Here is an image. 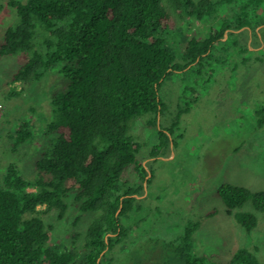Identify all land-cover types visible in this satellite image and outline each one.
<instances>
[{
  "label": "trees",
  "instance_id": "1",
  "mask_svg": "<svg viewBox=\"0 0 264 264\" xmlns=\"http://www.w3.org/2000/svg\"><path fill=\"white\" fill-rule=\"evenodd\" d=\"M8 5L21 20L0 45V56L21 54L13 83L38 82L62 61L74 66L66 70L67 88L51 99L47 129L54 138L35 164L36 177L28 180L13 163L0 172V264H106L129 239V220L143 209L152 179L129 122L148 116L147 126L157 130L151 159L174 145L172 135L188 105L220 76L227 87L237 75L228 48L240 45L241 62L264 57V31H256L264 29V0H12ZM195 21L205 26L202 37L188 39L184 24ZM38 23L49 34L43 51L32 44ZM248 29L260 36L261 49L248 50ZM167 32L181 35L174 49ZM183 98L189 103L180 106ZM167 117L170 125L162 126ZM252 119L255 130L264 126V104L253 108ZM16 132L15 148L31 138L26 123ZM217 194L238 225L247 232L256 227L255 215L242 208L250 202L264 213V191L227 184ZM70 196L78 212L94 214L82 235L81 254L50 246L51 226L41 218L53 210L63 218ZM196 226L164 244L165 264H261L245 248L228 262L194 254ZM75 238L81 242V233Z\"/></svg>",
  "mask_w": 264,
  "mask_h": 264
},
{
  "label": "rangeland",
  "instance_id": "2",
  "mask_svg": "<svg viewBox=\"0 0 264 264\" xmlns=\"http://www.w3.org/2000/svg\"><path fill=\"white\" fill-rule=\"evenodd\" d=\"M10 1L0 0V45L8 29L21 25L15 8L8 5ZM35 25L32 44L43 51L49 34L39 23ZM184 26L188 39L202 37V22H187ZM257 30L264 31L262 26ZM164 36L174 49L181 35L167 32ZM258 38L251 36L248 29V50L262 48L256 45ZM238 48L240 45L227 49L229 66L237 65V75L227 87L220 76L215 84L206 86V93L199 92L202 94L188 105L189 113L181 117L175 128L174 145L171 143L169 149L161 151L158 158L149 157L158 143V134L147 126L148 116H144L142 123L133 119L129 122L130 134L143 145L138 155L144 159L152 179L145 188L143 209L133 213L129 220V239L106 264H165L169 253L164 244L175 241L185 233L184 229L196 225L191 235L194 254L217 256V261L228 262L237 249L245 248L264 264V213L255 212L250 202L244 205L242 210L253 213L257 219L256 227L247 232L226 214L224 202L217 194L227 184L264 191V126L255 130L252 119L253 108L264 104V57L257 63L252 59L241 62ZM20 55L0 56V172L13 163L25 178L33 180L35 164L51 148L54 138L47 129L53 119L51 99L67 88L66 70L74 63L62 61L40 81L24 85L12 82L21 66ZM190 81L186 80V86H191ZM185 103L189 101L181 99L180 106ZM166 120L162 126L170 125L172 119ZM23 123L28 124L31 138L15 148L16 131ZM66 203L68 209L63 218H58L54 210L41 218L46 226H51L50 246L81 254L82 235L94 214L78 212L71 196ZM77 233H81V242L75 238Z\"/></svg>",
  "mask_w": 264,
  "mask_h": 264
}]
</instances>
